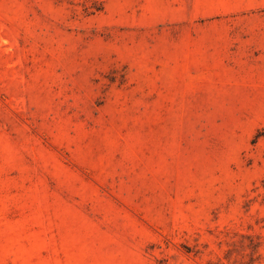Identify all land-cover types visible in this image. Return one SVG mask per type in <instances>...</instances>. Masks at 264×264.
<instances>
[{
  "label": "rangeland",
  "instance_id": "rangeland-1",
  "mask_svg": "<svg viewBox=\"0 0 264 264\" xmlns=\"http://www.w3.org/2000/svg\"><path fill=\"white\" fill-rule=\"evenodd\" d=\"M0 264H264V0H0Z\"/></svg>",
  "mask_w": 264,
  "mask_h": 264
}]
</instances>
